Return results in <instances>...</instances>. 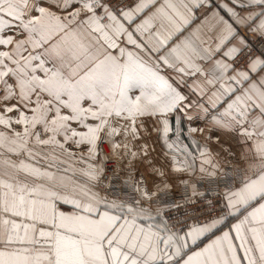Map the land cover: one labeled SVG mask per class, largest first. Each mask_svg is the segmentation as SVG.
Returning a JSON list of instances; mask_svg holds the SVG:
<instances>
[{"label":"snow or ice","instance_id":"6c2138e0","mask_svg":"<svg viewBox=\"0 0 264 264\" xmlns=\"http://www.w3.org/2000/svg\"><path fill=\"white\" fill-rule=\"evenodd\" d=\"M0 105L19 130L0 152V264H264V0H0ZM32 135L94 160L131 140L141 163L115 180L89 165L95 206L39 192L13 182L55 176ZM44 208L56 230L35 239L7 218Z\"/></svg>","mask_w":264,"mask_h":264},{"label":"crops","instance_id":"0c3cea01","mask_svg":"<svg viewBox=\"0 0 264 264\" xmlns=\"http://www.w3.org/2000/svg\"><path fill=\"white\" fill-rule=\"evenodd\" d=\"M250 39L255 40V37H250ZM48 102L51 104H55V98H49ZM43 103V99H42ZM0 107H3V105H0ZM190 105L186 102L184 111L182 115L184 114H195L194 110L190 113L189 112ZM20 110H24L23 106H21ZM117 123L114 119L109 122V125L112 126L113 124ZM187 124V121H185ZM19 131L18 129H9L6 127L0 126V133H3L4 139V147H0V152H3L5 155H7L5 149L8 146L7 139H10L13 137L14 132ZM145 137H148V133H142ZM45 135L43 132L40 134V139H44ZM118 143L120 145L119 148L116 149L115 153L117 155V164L119 167V170L123 172H128L130 170H134V168H137L140 166V159H139V153L138 158L136 161L131 160V146L133 144V141L128 140L125 141L124 139H119ZM142 143V142H141ZM27 149H30L31 152L36 156V159L39 161L38 167L42 169H47L50 171L55 172V176L53 179L49 180L46 177H34L31 175H25L22 172H15L13 175L15 177L14 183L25 185L26 188H32L36 189L39 192H43L45 190H51L55 191L60 196H66L69 199L74 200H80L82 203H89L92 202L95 206L96 203H99L100 200H103L101 196L97 195L94 184L95 180L90 179L88 175H86L87 172L91 171L89 168V165L93 163H100L99 160H94L90 154L87 151L81 152L80 149L72 147V152L69 153L65 151L64 148L58 146L54 143H48V144H42L37 142V139L34 135L29 136L27 138ZM148 149L152 153V156L155 157L159 153V145L155 142L154 135L150 138H148ZM41 157H44L46 159H41ZM23 158V154H21V157ZM17 158V159H19ZM54 158V159H53ZM54 165L51 169H48V165ZM5 165L0 164V181L8 182V177L3 174V168ZM159 167V166H157ZM160 171L165 174V177L167 175L166 167L160 168ZM155 174V173H151ZM39 185H43V188L38 187ZM156 190H160L159 186H154ZM89 196H95V201H89ZM32 199L36 201H40L43 199L42 196H34ZM122 200V199H121ZM28 205L23 206V210L25 211V216L27 215ZM33 207L36 209H41L42 206L37 203ZM21 206L17 205V210H20ZM4 211H0V218H3L5 216ZM9 220H20L23 223H28L31 225V232L33 235V238L39 236L41 229H44L46 231H55L56 227L54 223H49V221L52 220V216L50 212L44 208L41 212H34L33 213V219L28 220L26 218L22 219L20 217L15 216H8ZM43 221V222H42ZM64 227L68 228L70 231L74 230L73 225H64Z\"/></svg>","mask_w":264,"mask_h":264},{"label":"built area","instance_id":"2783aa9c","mask_svg":"<svg viewBox=\"0 0 264 264\" xmlns=\"http://www.w3.org/2000/svg\"><path fill=\"white\" fill-rule=\"evenodd\" d=\"M103 152H105V150H104V148H103ZM106 153V152H105ZM103 155V154H102ZM107 154H105V160H104V164H110L111 165V167H112V171H110L109 173H108V175L110 176V177H112V176H115V172H116V163L114 162V161H112L111 159H109V158H107ZM103 158H104V156H103ZM120 187H127V186H124V185H119V186H117L116 188H115V190H110L109 192H108V195H110V196H114V195H116V196H118L120 199H123L124 197H128L129 195H131V193L129 194V195H124V194H122L120 191H119V188ZM178 194L180 195V196H184L185 194H186V190H185V188H183V187H180L179 188V190H178ZM169 194L168 193H164V196L162 197V198H167V196H168ZM129 198H131V196L129 197Z\"/></svg>","mask_w":264,"mask_h":264},{"label":"rangeland","instance_id":"374dc122","mask_svg":"<svg viewBox=\"0 0 264 264\" xmlns=\"http://www.w3.org/2000/svg\"><path fill=\"white\" fill-rule=\"evenodd\" d=\"M103 148H104V150H105L106 153L103 152ZM100 152H101V156H100L99 159H100V163H101V164H104V160L106 159V158H105V154H107V155H108L107 158L111 159L112 161H114V162L116 163V170L119 169L118 164H117V155H116V153L110 152L109 147H108L107 144H105V145H103V146L101 147ZM102 154H103V155H102ZM103 156H104V158H103ZM116 176H117V171L115 172V176H112L113 180L116 179ZM117 186H119V185H117ZM96 187H98V185H97L96 182H95V184H94V189H95ZM99 196H101L102 199L105 198L103 194H100ZM114 196H116V195H114ZM130 196H131V195H129L128 197L126 196V197H124L122 200L125 201V202H128V201L130 200V198H129Z\"/></svg>","mask_w":264,"mask_h":264}]
</instances>
